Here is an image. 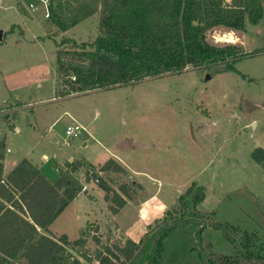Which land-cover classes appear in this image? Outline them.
Here are the masks:
<instances>
[{
  "label": "rangeland",
  "instance_id": "1",
  "mask_svg": "<svg viewBox=\"0 0 264 264\" xmlns=\"http://www.w3.org/2000/svg\"><path fill=\"white\" fill-rule=\"evenodd\" d=\"M29 1L0 0L4 173L28 157L54 180L55 162L84 158L100 165L113 157L125 161L130 177L138 181L118 172L108 177L116 189L133 181L138 194L137 201L128 199L112 215L111 228L104 225V192L92 180L85 187L88 194L76 196L51 223L52 234L75 239L87 221H95L103 240H139L147 225L198 180L206 192L199 207L217 210L213 219L229 224L230 230L205 224L199 232L194 222H180L162 240L161 264H222L215 254L264 264V168L252 156L254 148L264 147V15L247 21L243 30L219 25L208 31L212 44L236 43L254 52L238 60L236 70L212 75L208 69L188 67L61 97L56 88L57 42L66 36L94 39L99 13L59 30L41 9H30ZM230 35L234 41L228 40ZM75 121L84 129L77 136L66 135V126ZM78 176L84 180V168ZM153 191L157 194L151 198ZM88 246L94 250L97 245L91 238Z\"/></svg>",
  "mask_w": 264,
  "mask_h": 264
},
{
  "label": "trees",
  "instance_id": "2",
  "mask_svg": "<svg viewBox=\"0 0 264 264\" xmlns=\"http://www.w3.org/2000/svg\"><path fill=\"white\" fill-rule=\"evenodd\" d=\"M95 13H99V33L94 39L66 36L57 42L56 88L61 97L133 84L188 67L208 69L212 75L236 70V62L254 52L236 43L212 44L207 33L219 25L243 30L247 21L263 17L264 6L262 0H51L49 19L66 30ZM4 40L5 32L0 42ZM5 153L6 141L1 138L0 264H161L162 240L180 222H194L199 232L205 224L230 230L229 224L213 219L217 210L199 207L205 186L194 180L176 205L147 225L139 240H103L95 221H87L78 238L70 239L66 233L55 236L51 223L96 178L110 217L128 199H136L133 181L116 189L108 179L112 172L127 174V170L113 157L100 165L73 159L64 165L55 162L58 176L52 180L23 157L5 175ZM252 156L264 168V147L254 148ZM83 168L84 180L78 176ZM99 170L104 174L99 175ZM110 180L116 181L113 176ZM91 238L97 245L94 250L88 246ZM205 245L204 249L209 243ZM215 255L222 264H258Z\"/></svg>",
  "mask_w": 264,
  "mask_h": 264
},
{
  "label": "built area",
  "instance_id": "3",
  "mask_svg": "<svg viewBox=\"0 0 264 264\" xmlns=\"http://www.w3.org/2000/svg\"><path fill=\"white\" fill-rule=\"evenodd\" d=\"M27 5L30 9H33V10L41 9L44 12L45 16L47 17L50 16L51 0H30L29 2H27ZM82 129H84V126L81 123L75 121L66 126L65 134L70 135V136L71 135L77 136L82 131ZM98 174L103 175L104 172L102 170H99ZM98 180H99L98 178L95 179L96 182H98Z\"/></svg>",
  "mask_w": 264,
  "mask_h": 264
},
{
  "label": "crops",
  "instance_id": "4",
  "mask_svg": "<svg viewBox=\"0 0 264 264\" xmlns=\"http://www.w3.org/2000/svg\"><path fill=\"white\" fill-rule=\"evenodd\" d=\"M77 122H78V121H77ZM79 123H80V122H79ZM85 144H86V143H85ZM30 159H31V158H30ZM73 159H75V158L70 159V161L73 160ZM119 159H120V158H119ZM119 159H118V160H119ZM31 160H32V159H31ZM86 160H88V159H86ZM18 161H19V160H18ZM18 161H16V163H17ZM32 161H33V160H32ZM88 161H89V160H88ZM119 161H120V163L125 167V169L128 171V173H127L128 177H129V178H133V177H130L131 175H129V167H128L127 163H126L125 161H121V160H119ZM33 162H34V161H33ZM16 163H15V164H16ZM34 163H36V162H34ZM102 163H104V162H102ZM102 163H100V164H102ZM15 164H14V166H15ZM36 164L39 165L38 163H36ZM14 166H13V167H14ZM13 167H12V168H13ZM7 173H8V172H7ZM7 173H4V174L6 175ZM113 173H114V172H113ZM133 180H134L135 182H138V181L135 180L134 178H133ZM140 185H141V184H140ZM142 187L144 188V190L147 189L146 186H143V185H142ZM84 190H85V189H84ZM86 190H87V192L83 191V192H81V193L88 194V189H86ZM146 191H147V190H146ZM103 192H104V191H103ZM147 192H148V191H147ZM147 192H146V194H145L146 196H147ZM156 192H157V191H153V193L151 194V195H152L151 198H154V197H155V195L157 194ZM104 194H105V192L103 193V195H104ZM145 195H144V196H145ZM148 195H150V193H149ZM149 198H150V197H147V200H148ZM137 200H138V198L135 199V201H137ZM175 205H176V204H175ZM148 207H150V205H148ZM172 207H173V206H172ZM166 209H167V208H166ZM164 210H165V209H164ZM207 210H208V209H207ZM146 211H147L146 209H145V210H144V209L141 210V215H142V216H145ZM162 215H163V214L159 215V217L162 216ZM106 216H107V218H106L105 221H104V225L109 224V222H108L109 220H110V223H111V221H112V219H111L112 217L109 216L108 208H107ZM157 218H158V217H157ZM98 223H99V222H98ZM99 224H100V223H99ZM49 229H50V226H49ZM145 230H146V229H145ZM50 232H51V229H50ZM51 233H52V232H51ZM61 234H62V233H61ZM53 235H55V236H59L60 234H59V235L53 234ZM134 240H135V239H134Z\"/></svg>",
  "mask_w": 264,
  "mask_h": 264
},
{
  "label": "water",
  "instance_id": "5",
  "mask_svg": "<svg viewBox=\"0 0 264 264\" xmlns=\"http://www.w3.org/2000/svg\"><path fill=\"white\" fill-rule=\"evenodd\" d=\"M1 35H2V34H0V37H2ZM210 77H211V74L207 73V74H206V78H210ZM84 191L87 192L86 189H85Z\"/></svg>",
  "mask_w": 264,
  "mask_h": 264
},
{
  "label": "bare ground",
  "instance_id": "6",
  "mask_svg": "<svg viewBox=\"0 0 264 264\" xmlns=\"http://www.w3.org/2000/svg\"><path fill=\"white\" fill-rule=\"evenodd\" d=\"M227 38H228L229 41H232L234 37L232 35H230V36H227Z\"/></svg>",
  "mask_w": 264,
  "mask_h": 264
}]
</instances>
